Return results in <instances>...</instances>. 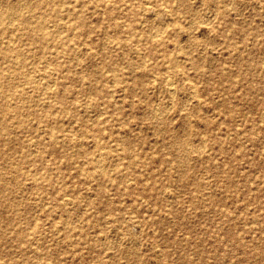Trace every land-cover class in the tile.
<instances>
[{"label":"rangeland","instance_id":"rangeland-1","mask_svg":"<svg viewBox=\"0 0 264 264\" xmlns=\"http://www.w3.org/2000/svg\"><path fill=\"white\" fill-rule=\"evenodd\" d=\"M0 15V264H264V0Z\"/></svg>","mask_w":264,"mask_h":264},{"label":"bare ground","instance_id":"bare-ground-1","mask_svg":"<svg viewBox=\"0 0 264 264\" xmlns=\"http://www.w3.org/2000/svg\"><path fill=\"white\" fill-rule=\"evenodd\" d=\"M32 1V0H31ZM233 1V0H232ZM150 6V5H149ZM175 6V5H174ZM232 7V6H231ZM21 9V8H20ZM131 9V8H130ZM170 12V11H169ZM208 12V11H207ZM9 15V17L10 16H13V17H17L18 16V14H16V13H8ZM0 17H1V15H0ZM29 19V18H28ZM210 20V19H209ZM211 21V20H210ZM210 21H209V23H210ZM21 22L22 23H24V24H26L27 23V21L26 20H21ZM64 22V21H63ZM204 22V21H203ZM207 22V21H206ZM167 23V22H166ZM173 24V23H172ZM207 25V24H206ZM43 26V25H42ZM23 27V26H22ZM41 27V26H40ZM39 26H38V29L40 28ZM167 27V26H166ZM157 29V28H156ZM22 32V31H21ZM157 32V31H156ZM163 32V31H162ZM159 34V33H158ZM163 34V33H162ZM11 43V42H10ZM13 43V42H12ZM1 45V44H0ZM59 52V51H58ZM52 68V67H51ZM187 80H189V79H187ZM168 81V80H167ZM55 86V85H54ZM174 86V85H173ZM52 87V86H51ZM172 88H174V87H172ZM172 88H170V90L172 91L173 89ZM176 89V88H175ZM18 90V89H17ZM169 90V91H170ZM193 90V89H192ZM176 91V90H175ZM196 92V91H195ZM173 93V92H172ZM171 94V93H170ZM195 94V93H194ZM173 95V94H172ZM188 100V99H187ZM189 103V102H188ZM173 104V103H172ZM13 106V105H12ZM170 110V109H169ZM161 112V111H160ZM154 113H156L155 111H154ZM263 113V112H262ZM205 149V148H204ZM38 152V151H37ZM102 173V172H101ZM63 199V198H62Z\"/></svg>","mask_w":264,"mask_h":264}]
</instances>
